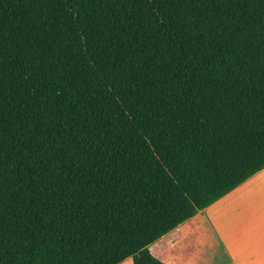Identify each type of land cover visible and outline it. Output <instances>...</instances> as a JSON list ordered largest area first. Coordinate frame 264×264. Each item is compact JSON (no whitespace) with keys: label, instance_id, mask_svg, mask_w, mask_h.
Here are the masks:
<instances>
[{"label":"trees","instance_id":"obj_1","mask_svg":"<svg viewBox=\"0 0 264 264\" xmlns=\"http://www.w3.org/2000/svg\"><path fill=\"white\" fill-rule=\"evenodd\" d=\"M262 169L264 0H0V264H164Z\"/></svg>","mask_w":264,"mask_h":264},{"label":"crops","instance_id":"obj_2","mask_svg":"<svg viewBox=\"0 0 264 264\" xmlns=\"http://www.w3.org/2000/svg\"><path fill=\"white\" fill-rule=\"evenodd\" d=\"M148 250L164 264H264V169Z\"/></svg>","mask_w":264,"mask_h":264},{"label":"rangeland","instance_id":"obj_3","mask_svg":"<svg viewBox=\"0 0 264 264\" xmlns=\"http://www.w3.org/2000/svg\"><path fill=\"white\" fill-rule=\"evenodd\" d=\"M126 264H129V263H126Z\"/></svg>","mask_w":264,"mask_h":264}]
</instances>
